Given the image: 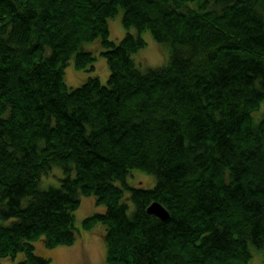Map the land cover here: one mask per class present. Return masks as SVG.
<instances>
[{"label":"trees","instance_id":"16d2710c","mask_svg":"<svg viewBox=\"0 0 264 264\" xmlns=\"http://www.w3.org/2000/svg\"><path fill=\"white\" fill-rule=\"evenodd\" d=\"M142 31L165 65L136 63ZM93 41L106 83L69 87ZM54 165L59 185L41 187ZM83 195L103 207L81 227L105 225L104 264H249L251 247L264 264V0H0V264H49L34 241L72 244Z\"/></svg>","mask_w":264,"mask_h":264},{"label":"rangeland","instance_id":"374dc122","mask_svg":"<svg viewBox=\"0 0 264 264\" xmlns=\"http://www.w3.org/2000/svg\"><path fill=\"white\" fill-rule=\"evenodd\" d=\"M123 9L119 8L117 13L108 19L109 38L118 42L128 31L122 24ZM130 32L136 34L133 27ZM146 44L143 48L132 54V57L142 69L156 68L165 65L169 60V49L165 43L156 42L149 31L141 32ZM84 48L95 52L96 60L94 70L76 69L69 61L64 67V80L69 87H76L89 75H97L100 81L105 84L109 75L106 58L99 54L100 44L93 41L84 45ZM52 176L42 178L40 186H58L59 178L62 176L60 167L52 166ZM131 185L150 188L155 184V176L140 170H132L127 176ZM125 192V197H126ZM129 210L132 205H129ZM102 205H96L93 196H81L79 207L74 211V223L79 228L76 239L69 245L46 246L42 240L34 241L35 252L50 259L49 264H104L106 259L107 246L103 238L105 225L97 222L92 228L81 227L82 220L93 212L102 210ZM252 257L249 264H263V254L251 247ZM24 257L23 253H18L14 258L2 259V264H15Z\"/></svg>","mask_w":264,"mask_h":264},{"label":"water","instance_id":"95a60500","mask_svg":"<svg viewBox=\"0 0 264 264\" xmlns=\"http://www.w3.org/2000/svg\"><path fill=\"white\" fill-rule=\"evenodd\" d=\"M147 211L161 219H167L169 217V212L167 211V209L158 201H153L147 207Z\"/></svg>","mask_w":264,"mask_h":264}]
</instances>
